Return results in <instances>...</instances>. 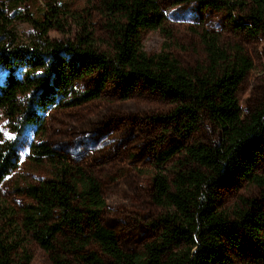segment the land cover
Here are the masks:
<instances>
[{
  "label": "trees",
  "instance_id": "obj_1",
  "mask_svg": "<svg viewBox=\"0 0 264 264\" xmlns=\"http://www.w3.org/2000/svg\"><path fill=\"white\" fill-rule=\"evenodd\" d=\"M195 2L222 11L236 30L264 35V0ZM95 10L106 41L88 23L90 7L78 13L61 0H0V110L15 136L0 141V182L20 167L17 138L27 133L23 156L45 172L18 185L21 206L2 214L0 264H30L31 242L52 264H235L244 238L264 249V103L243 115L237 97L251 57L201 27L194 32L202 58L184 66L163 47L142 48L141 32L163 24L157 0H99ZM68 21L71 39L49 37ZM18 22L30 36H19ZM88 76L91 86L80 88ZM110 81L124 97L144 87L171 105L172 139L155 154L151 177L158 232L133 251L102 220L106 200L94 172L43 139L52 109L97 99ZM205 123L218 130L217 141L193 138ZM228 192H236L229 202Z\"/></svg>",
  "mask_w": 264,
  "mask_h": 264
},
{
  "label": "rangeland",
  "instance_id": "obj_2",
  "mask_svg": "<svg viewBox=\"0 0 264 264\" xmlns=\"http://www.w3.org/2000/svg\"><path fill=\"white\" fill-rule=\"evenodd\" d=\"M65 8L78 13L91 8L96 36L107 39L103 20L95 10L99 0H61ZM163 24L158 29L141 32L142 48L148 54L162 47L174 55L184 66L201 60L203 52L194 30L205 27L218 31L226 43H239L252 59V67L240 84L237 97L243 115L264 103V35L250 36L233 28L224 13L211 8H200L195 0L176 3V0H157ZM68 21L65 31H50L49 37L71 39ZM20 37L30 36L31 28L18 22ZM5 70L0 68V80ZM95 76L79 81L82 89L91 86ZM118 81H110L99 98L69 108L52 109L46 117L43 139L54 149L67 154L71 160L92 170L102 184L106 207L102 215L104 224L113 228L120 245L129 251L139 250L158 232L157 216L160 208L151 199V177L155 172V154L172 139L166 115L170 103L155 92L138 87L130 96L122 95ZM30 134L17 138L22 154L20 167L0 182V226L6 209H19L21 197L15 191L25 181H35L45 172L30 165L23 156ZM15 138L0 110V141ZM198 141L215 142L218 130L205 123L194 134ZM264 174V162L260 170ZM247 193V192H246ZM236 192H228L231 201ZM252 194V193H251ZM244 251L237 254L235 264H264V249L244 238ZM30 264H52L48 254L36 243L28 245Z\"/></svg>",
  "mask_w": 264,
  "mask_h": 264
}]
</instances>
